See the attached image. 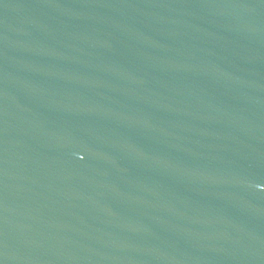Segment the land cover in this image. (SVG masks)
I'll use <instances>...</instances> for the list:
<instances>
[{
  "label": "water",
  "instance_id": "obj_1",
  "mask_svg": "<svg viewBox=\"0 0 264 264\" xmlns=\"http://www.w3.org/2000/svg\"><path fill=\"white\" fill-rule=\"evenodd\" d=\"M0 264H264V74L155 0H0Z\"/></svg>",
  "mask_w": 264,
  "mask_h": 264
}]
</instances>
